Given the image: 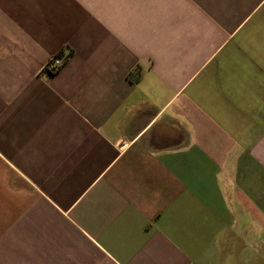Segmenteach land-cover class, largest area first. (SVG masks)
Returning a JSON list of instances; mask_svg holds the SVG:
<instances>
[{
    "label": "crops",
    "instance_id": "0c3cea01",
    "mask_svg": "<svg viewBox=\"0 0 264 264\" xmlns=\"http://www.w3.org/2000/svg\"><path fill=\"white\" fill-rule=\"evenodd\" d=\"M227 254L264 264V0H0V264Z\"/></svg>",
    "mask_w": 264,
    "mask_h": 264
},
{
    "label": "built area",
    "instance_id": "2783aa9c",
    "mask_svg": "<svg viewBox=\"0 0 264 264\" xmlns=\"http://www.w3.org/2000/svg\"><path fill=\"white\" fill-rule=\"evenodd\" d=\"M67 57L68 56L66 54L50 56L44 64L43 69L49 74L54 73L65 63Z\"/></svg>",
    "mask_w": 264,
    "mask_h": 264
},
{
    "label": "rangeland",
    "instance_id": "374dc122",
    "mask_svg": "<svg viewBox=\"0 0 264 264\" xmlns=\"http://www.w3.org/2000/svg\"><path fill=\"white\" fill-rule=\"evenodd\" d=\"M236 247V246H235ZM226 258V257H228V259H227V261H226V263L227 264H239V262L237 261V260H235V258H234V256L233 255H222V258ZM256 257V256H255ZM257 259V258H256ZM254 262H257V261H255V259H254ZM222 264H224V263H222Z\"/></svg>",
    "mask_w": 264,
    "mask_h": 264
}]
</instances>
